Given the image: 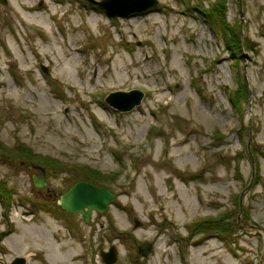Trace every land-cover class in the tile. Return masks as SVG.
Segmentation results:
<instances>
[{
  "label": "rangeland",
  "instance_id": "obj_1",
  "mask_svg": "<svg viewBox=\"0 0 264 264\" xmlns=\"http://www.w3.org/2000/svg\"><path fill=\"white\" fill-rule=\"evenodd\" d=\"M158 1L0 0V264H264V0ZM80 181L117 196L89 223Z\"/></svg>",
  "mask_w": 264,
  "mask_h": 264
},
{
  "label": "water",
  "instance_id": "obj_2",
  "mask_svg": "<svg viewBox=\"0 0 264 264\" xmlns=\"http://www.w3.org/2000/svg\"><path fill=\"white\" fill-rule=\"evenodd\" d=\"M88 1L104 9L110 18H126L138 14H144L159 5L158 0ZM131 97H135V99L133 101H129V98ZM143 98L144 94L142 92L134 90L129 93H114L106 99V102L109 106L120 111H131L136 106L141 104ZM21 165L29 170H37L43 175V178L32 175V184L35 188H44L47 186V181L45 180L47 170L45 167L33 163H21ZM116 198L117 196L105 187H98L94 184L81 181L76 183L69 191L60 196L57 200V204L67 213L81 215L84 221L89 223L94 212L99 214L106 213ZM136 223L137 226H139V222ZM138 253L144 258L149 257V255H153L154 249L152 244L145 243L141 245L138 248ZM101 256L104 259L105 264H115L118 260L117 247L113 246L108 252H102ZM12 264H27V261L24 258H16Z\"/></svg>",
  "mask_w": 264,
  "mask_h": 264
},
{
  "label": "trees",
  "instance_id": "obj_3",
  "mask_svg": "<svg viewBox=\"0 0 264 264\" xmlns=\"http://www.w3.org/2000/svg\"><path fill=\"white\" fill-rule=\"evenodd\" d=\"M37 159L35 156H32V153L30 152V151H28L27 153H26V159L28 160V162L27 163H34V164H36L35 162L38 160H35V159ZM92 182H96V181H92ZM94 184H97V183H94Z\"/></svg>",
  "mask_w": 264,
  "mask_h": 264
},
{
  "label": "bare ground",
  "instance_id": "obj_4",
  "mask_svg": "<svg viewBox=\"0 0 264 264\" xmlns=\"http://www.w3.org/2000/svg\"><path fill=\"white\" fill-rule=\"evenodd\" d=\"M49 61H50V63H52L50 59H49Z\"/></svg>",
  "mask_w": 264,
  "mask_h": 264
}]
</instances>
